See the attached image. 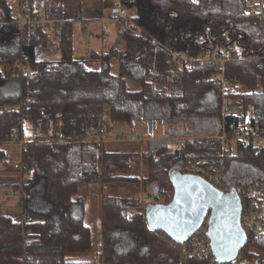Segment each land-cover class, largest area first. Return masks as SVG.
I'll use <instances>...</instances> for the list:
<instances>
[{"label": "trees", "instance_id": "16d2710c", "mask_svg": "<svg viewBox=\"0 0 264 264\" xmlns=\"http://www.w3.org/2000/svg\"><path fill=\"white\" fill-rule=\"evenodd\" d=\"M118 1L127 17L117 21L114 44L87 56L98 65L94 68L74 55L72 20L63 17V0H27L28 20L21 26L8 1L0 0V161L6 156L3 146L14 138L23 141L21 182L14 185L21 213L0 214V264H232L216 260L211 246L206 252L197 242L177 243L149 228L134 194L103 190L102 243L92 261L68 258L92 249L82 185L139 182L152 192L154 184L167 203L173 194L171 175L181 172L189 158L221 169L227 186L257 180L264 185V147L238 143L232 151L223 145L220 135L244 119L223 113L214 81L220 71L241 81L247 90L237 95L239 103L243 110L252 106V122L264 125V20L258 22L259 13H248L246 0ZM43 21L53 25L52 34ZM55 43L59 60L37 59V49ZM223 46L231 51L223 65L200 57ZM179 53L188 54L192 63L179 64L173 56ZM23 55L30 72L13 78ZM128 78L136 89L128 88ZM10 79L17 86L13 95ZM106 105L116 122L141 121L149 132L157 124L181 128L148 138L139 152L80 140L85 131L101 137ZM25 120L33 129L28 136ZM60 127L62 140L55 135ZM48 130V139L39 135ZM134 156L144 160L145 174H126ZM262 253L264 234L249 238L236 258L263 264Z\"/></svg>", "mask_w": 264, "mask_h": 264}, {"label": "rangeland", "instance_id": "374dc122", "mask_svg": "<svg viewBox=\"0 0 264 264\" xmlns=\"http://www.w3.org/2000/svg\"><path fill=\"white\" fill-rule=\"evenodd\" d=\"M10 7L11 12L13 15H16L17 9L20 4V0H7ZM78 2V1H77ZM113 1H111L109 4H111ZM81 13L85 14L88 13L89 15H93V12L91 10H88L86 6L83 4L80 5ZM108 9V8H107ZM100 13L95 9L94 15L97 14V18H92V16H88L87 20H82V14L76 10L75 12H70L68 9L63 12L64 17H72V45H73V52L74 55L82 60H85L90 67L97 68L98 65L95 62L89 63L87 61V56L91 51H101L108 49L112 44H114L116 39V32H117V20L109 15V11L104 8V6L100 7ZM87 14V15H88ZM84 23L87 24V27H85ZM102 27L105 29V32L107 35L105 36V40H102L103 32ZM15 30V28L13 29ZM53 26L50 28V33L52 34ZM12 36V35H11ZM15 38V37H14ZM17 40V38H15ZM15 40V41H16ZM18 41V40H17ZM3 44V43H2ZM10 45H12L10 43ZM6 47H8V43L6 44ZM5 48V45H4ZM36 57L37 59L41 60H50V61H57L60 58V53L57 48V44H53L52 47H49L47 49H37ZM111 70L112 72L116 73L118 68V63L116 59H113ZM10 87L8 93L12 94L16 92L17 86L14 84V81L11 80ZM128 88L130 89H136L138 85L134 82H132L128 78ZM243 90H247L244 88ZM238 113H241L240 110H238ZM23 128L25 135L28 136L32 133V126L28 122V120H25L23 122ZM181 126H178L175 129V126H169V125H163V124H157L152 132H148L147 125L144 122L141 121H134L132 123H125V122H116L110 119L109 117V108L108 106H104L103 110V121H102V136L114 140H118L121 135H124L125 139H132V137H136L139 140H142L141 144L148 138H163L165 135L169 136V131L172 130H179ZM180 137V136H178ZM21 146L20 143H9L4 147V150L6 152L5 158L0 161V172L1 170H6L4 174H7L11 179H13L14 174H18V172H21ZM141 145V149H142ZM140 149V150H141ZM232 151H235V148H232ZM139 150V151H140ZM134 151L133 152H139ZM142 159L140 156H136ZM133 159V157H132ZM131 159V160H132ZM141 161L144 162L142 159ZM15 165H18V167H15ZM1 174V173H0ZM0 177H2L0 175ZM21 182V175H20V181L16 184H19ZM122 185L132 184L130 182H121ZM139 184V182H135ZM15 184H12L10 186H13ZM103 185V184H102ZM119 185V184H118ZM117 184L109 185L115 188V186H118ZM139 186L137 188V192L135 191L134 195L138 197L143 206H141V209H144L145 205L149 202H159V200L165 201L166 195L162 193H156L154 194L151 192V190L148 187H145V190L143 186ZM14 187V186H13ZM107 187V186H106ZM107 188H104L97 183H90L88 185H82L80 187L79 193L85 198L86 201V215H85V223L90 227L91 234H92V249L83 254H70L68 255L69 259L72 260H93L95 252L98 250L99 245L102 243V236H101V225H100V218H99V198L101 195V191L105 190ZM108 193V191L104 192ZM21 194L19 191H14L11 193L10 189L6 185H0V214L5 213L9 214L11 216H18L21 213ZM237 261V258L233 260L232 264ZM262 263L264 264V253H262Z\"/></svg>", "mask_w": 264, "mask_h": 264}, {"label": "built area", "instance_id": "2783aa9c", "mask_svg": "<svg viewBox=\"0 0 264 264\" xmlns=\"http://www.w3.org/2000/svg\"><path fill=\"white\" fill-rule=\"evenodd\" d=\"M247 12L248 13H259L258 22L263 24L264 20V0H246ZM109 15L115 18L118 22L126 19L127 11L120 4L118 0L113 1L107 6ZM27 10V0H20L19 7L16 13V20L21 26L28 17L26 16ZM44 12L41 11V14ZM35 20V19H34ZM44 20V19H43ZM45 29L50 31L53 26L49 22H45ZM103 37L105 40L107 33L102 27ZM231 51L226 47H221L220 52L218 49L206 50L200 54L202 59L212 58L218 60L222 65L225 60L230 59ZM179 64L190 65L192 63V58L185 53H179L173 55ZM29 58L27 55H23L21 62L12 71L11 77L17 78L23 73L30 72ZM214 81L216 86L220 89L222 98V110L224 114L233 116H242L243 122L237 127L232 129L230 133L226 134L223 132L220 137L223 140V145L225 148H235L238 143L243 147L249 145L255 147H264V125L260 126L257 123H253V108L250 106L247 110H243L237 95L243 93L245 85L237 80L226 77L222 71L217 72L214 75ZM247 89V88H246ZM240 110L241 113H238ZM41 137L48 139L51 136V131L48 130L44 134H39ZM56 138L58 140L64 139V134L61 127L55 132ZM123 137V136H122ZM14 138L13 143L17 142ZM80 140L94 142L98 146H102L104 141L102 137L96 135L91 131H85ZM20 145L23 141H19ZM182 144V142H181ZM18 167V165H15ZM22 168V167H21ZM182 173L194 174L203 177L207 182H209L214 187L222 190L223 192H228L233 190L237 195L241 203L240 212V226L245 231L247 235V240L249 238L259 237L264 234V185L261 181H252L245 184H236L233 186H227L223 180V171L219 168L213 166H207L202 163L199 159H187L181 170ZM159 202L164 203L163 199ZM211 218V213L207 212L197 229L190 235L187 241L197 242L203 247V249L208 252L210 249L209 238L207 236V231L209 228V222ZM27 220H31L27 217Z\"/></svg>", "mask_w": 264, "mask_h": 264}, {"label": "water", "instance_id": "95a60500", "mask_svg": "<svg viewBox=\"0 0 264 264\" xmlns=\"http://www.w3.org/2000/svg\"><path fill=\"white\" fill-rule=\"evenodd\" d=\"M171 178V200L149 202L144 207L148 227L161 230L173 241L183 243L210 212L207 236L216 260L232 262L236 259L247 242V235L240 226L238 195L233 190L223 192L199 175L173 172ZM151 189L157 193L154 184Z\"/></svg>", "mask_w": 264, "mask_h": 264}, {"label": "crops", "instance_id": "0c3cea01", "mask_svg": "<svg viewBox=\"0 0 264 264\" xmlns=\"http://www.w3.org/2000/svg\"><path fill=\"white\" fill-rule=\"evenodd\" d=\"M78 1V2H77ZM111 1H115V0H63V12L66 11V9H68V11L70 12H75L76 10H78L81 13V8L80 5L83 4L84 6H86V8L88 10H91V12H93V15H89L88 13L82 14L81 19L82 20H87L88 16H92V18H97V14L94 15V10L96 9L99 13L100 11V7L104 6V8L107 9L108 3H110ZM88 14V15H87ZM64 17V16H63ZM64 19H68V20H72L73 18L68 16V17H64ZM85 27H87V24L84 23ZM148 128V127H147ZM149 132V131H148ZM150 133V132H149ZM103 135V134H101ZM123 136V137H122ZM124 135H121V137L118 140H114V139H110L109 137L106 138L104 136H102V139L104 141L103 146L107 149H111V150H121V151H139L141 149V142L142 140H139L136 137H132V139H125ZM142 159H140L139 157L134 156L133 159L131 160L130 163V167L129 170L126 171V174L128 175H142L145 174L146 172V165L143 161H141ZM6 170H1V176L0 177V185H6L9 187L11 193H13L14 191H18L16 188H14L13 186H10L12 184H16L17 182L20 181V175L21 172L19 171L18 174H14L13 175V179H11L7 174H4ZM98 185H100L99 183H97ZM114 184H119L118 186H115V188H113L112 186L109 185H114ZM112 183V184H103L101 185L104 188H107L105 190H103V192L108 191V193L111 194H115V195H131L134 194V192H137V188L140 185L143 186L144 190H145V185L143 183H132V184H128L130 186H125V185H120L122 183ZM107 186V187H106ZM139 194V192H137ZM233 262V261H232ZM233 264H252L244 259H237V261Z\"/></svg>", "mask_w": 264, "mask_h": 264}]
</instances>
